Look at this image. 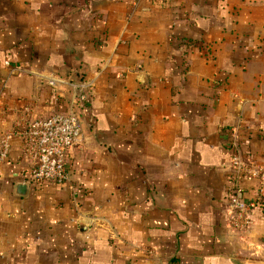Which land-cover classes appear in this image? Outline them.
<instances>
[{"label": "crops", "instance_id": "obj_1", "mask_svg": "<svg viewBox=\"0 0 264 264\" xmlns=\"http://www.w3.org/2000/svg\"><path fill=\"white\" fill-rule=\"evenodd\" d=\"M84 81L65 184L11 140L0 264H264V205L229 226L232 144L264 154V0H0V136Z\"/></svg>", "mask_w": 264, "mask_h": 264}, {"label": "built area", "instance_id": "obj_2", "mask_svg": "<svg viewBox=\"0 0 264 264\" xmlns=\"http://www.w3.org/2000/svg\"><path fill=\"white\" fill-rule=\"evenodd\" d=\"M9 65V62H6ZM48 84L54 86V76ZM91 83H83L80 93L65 109L54 111L46 117L24 115L0 136V165L9 159L11 140L17 137L23 145V153L29 158L32 168V180L35 183L63 185L69 180L67 168L69 152L76 142L80 129V109L87 98L84 89H90ZM88 95V92H87ZM27 113V112H26ZM233 142L231 158L230 207L232 217L229 226L237 234H247L252 226V212L264 205V154L260 159L244 156L240 146ZM243 178L256 180L253 196L248 197L241 186ZM149 255L152 251L148 250Z\"/></svg>", "mask_w": 264, "mask_h": 264}, {"label": "rangeland", "instance_id": "obj_3", "mask_svg": "<svg viewBox=\"0 0 264 264\" xmlns=\"http://www.w3.org/2000/svg\"><path fill=\"white\" fill-rule=\"evenodd\" d=\"M84 82L87 83V81H84ZM84 82H79V83H76V82L74 83V82H73V83H72L73 89H74V91L76 92V96H77L78 94H81V93L79 92L80 89H78V87H80L81 84H83ZM87 92H88L87 89H84V90H83V93H85L86 97L88 96V95H87ZM88 94H89V92H88Z\"/></svg>", "mask_w": 264, "mask_h": 264}, {"label": "water", "instance_id": "obj_4", "mask_svg": "<svg viewBox=\"0 0 264 264\" xmlns=\"http://www.w3.org/2000/svg\"><path fill=\"white\" fill-rule=\"evenodd\" d=\"M23 188H25L24 186H22ZM21 193H23V192H21Z\"/></svg>", "mask_w": 264, "mask_h": 264}]
</instances>
